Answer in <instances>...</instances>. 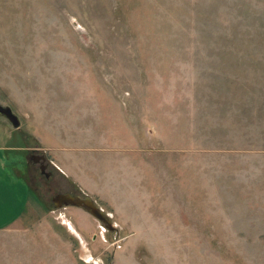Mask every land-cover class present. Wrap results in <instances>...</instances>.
I'll use <instances>...</instances> for the list:
<instances>
[{
  "label": "rangeland",
  "instance_id": "374dc122",
  "mask_svg": "<svg viewBox=\"0 0 264 264\" xmlns=\"http://www.w3.org/2000/svg\"><path fill=\"white\" fill-rule=\"evenodd\" d=\"M0 104L31 191L0 264H264V0H0Z\"/></svg>",
  "mask_w": 264,
  "mask_h": 264
},
{
  "label": "crops",
  "instance_id": "0c3cea01",
  "mask_svg": "<svg viewBox=\"0 0 264 264\" xmlns=\"http://www.w3.org/2000/svg\"><path fill=\"white\" fill-rule=\"evenodd\" d=\"M19 128L20 126L17 129ZM85 143L92 142L86 141ZM33 146L28 144L22 150L32 149L34 148ZM15 149L16 147L5 143L0 144V231L7 229L24 216L28 204V194L31 193L28 182L22 176L15 174L14 168L9 167L8 162H6V157L8 156L5 155L6 152L14 151ZM43 149L51 154L50 161L55 169L80 190V172H76L71 168L67 161L68 158L65 162L63 157H61V162H59L55 158L52 147L45 146Z\"/></svg>",
  "mask_w": 264,
  "mask_h": 264
},
{
  "label": "water",
  "instance_id": "95a60500",
  "mask_svg": "<svg viewBox=\"0 0 264 264\" xmlns=\"http://www.w3.org/2000/svg\"><path fill=\"white\" fill-rule=\"evenodd\" d=\"M0 116L6 118L9 121V123L12 125V127L14 128L19 127L20 119L9 106L6 105L4 106L0 104ZM39 157L44 159V156H39ZM45 176H48V174H46ZM53 201L55 202L56 207H64V206L81 207L90 215H92L95 219H97L100 223H102L108 230L115 229L114 225H112L108 217V214H106L101 207H99L92 199L88 197L71 195L68 192L58 193L53 197Z\"/></svg>",
  "mask_w": 264,
  "mask_h": 264
},
{
  "label": "flooded vegetation",
  "instance_id": "af4514ba",
  "mask_svg": "<svg viewBox=\"0 0 264 264\" xmlns=\"http://www.w3.org/2000/svg\"><path fill=\"white\" fill-rule=\"evenodd\" d=\"M39 156H44V155L43 154H35V153H32L29 156V160L33 164H35L37 166L39 173L44 174V176L46 174H48V176H46V177L51 176L50 175L51 172L50 171H46V169L48 168V163H47L48 161H47L46 157L44 156V159H42ZM68 193H70L71 195H77V194H72L71 192H68ZM78 196L84 197L83 195H78ZM52 201H53V199H52ZM53 204L55 205V202L54 201H53Z\"/></svg>",
  "mask_w": 264,
  "mask_h": 264
},
{
  "label": "bare ground",
  "instance_id": "6f19581e",
  "mask_svg": "<svg viewBox=\"0 0 264 264\" xmlns=\"http://www.w3.org/2000/svg\"><path fill=\"white\" fill-rule=\"evenodd\" d=\"M68 227V226H67ZM69 229L72 231V232H74L76 235H78L77 234V231L73 228V227H69Z\"/></svg>",
  "mask_w": 264,
  "mask_h": 264
}]
</instances>
